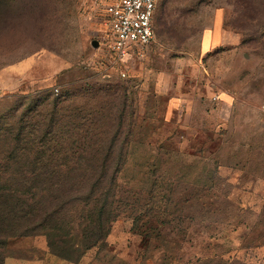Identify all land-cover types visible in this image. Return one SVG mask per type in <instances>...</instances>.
I'll return each instance as SVG.
<instances>
[{
	"label": "rangeland",
	"instance_id": "rangeland-1",
	"mask_svg": "<svg viewBox=\"0 0 264 264\" xmlns=\"http://www.w3.org/2000/svg\"><path fill=\"white\" fill-rule=\"evenodd\" d=\"M113 1L0 0V98L61 95L83 76L119 87L134 114L120 125L129 204L107 248L71 263L45 235L19 237L0 240V264H264V0H159L156 40L126 78L105 42ZM219 10L223 43L204 52Z\"/></svg>",
	"mask_w": 264,
	"mask_h": 264
},
{
	"label": "trees",
	"instance_id": "trees-1",
	"mask_svg": "<svg viewBox=\"0 0 264 264\" xmlns=\"http://www.w3.org/2000/svg\"><path fill=\"white\" fill-rule=\"evenodd\" d=\"M63 85L57 96L42 90L0 98V228L7 222L0 240L45 235L54 256L76 263L107 248L120 207L129 204L119 175L133 132L120 125L131 126L134 114L119 87L83 76Z\"/></svg>",
	"mask_w": 264,
	"mask_h": 264
},
{
	"label": "built area",
	"instance_id": "built-area-1",
	"mask_svg": "<svg viewBox=\"0 0 264 264\" xmlns=\"http://www.w3.org/2000/svg\"><path fill=\"white\" fill-rule=\"evenodd\" d=\"M158 1L114 0L105 10V42L114 55L110 65L119 69L122 78L127 77L129 64L144 58L156 40Z\"/></svg>",
	"mask_w": 264,
	"mask_h": 264
},
{
	"label": "crops",
	"instance_id": "crops-1",
	"mask_svg": "<svg viewBox=\"0 0 264 264\" xmlns=\"http://www.w3.org/2000/svg\"><path fill=\"white\" fill-rule=\"evenodd\" d=\"M159 3V1H158ZM223 19L224 14L222 11H217L215 14V20L212 29H208L204 32L201 48L204 52H210L215 48H218L222 45V30H223ZM262 116H264V109H262ZM264 122V121H263ZM25 264H41L38 262H26Z\"/></svg>",
	"mask_w": 264,
	"mask_h": 264
},
{
	"label": "water",
	"instance_id": "water-1",
	"mask_svg": "<svg viewBox=\"0 0 264 264\" xmlns=\"http://www.w3.org/2000/svg\"><path fill=\"white\" fill-rule=\"evenodd\" d=\"M93 45H94L95 47H97V46H98V43L95 41V42L93 43Z\"/></svg>",
	"mask_w": 264,
	"mask_h": 264
}]
</instances>
